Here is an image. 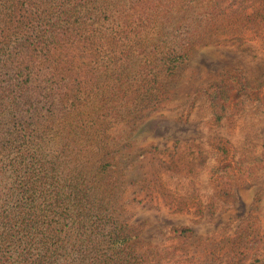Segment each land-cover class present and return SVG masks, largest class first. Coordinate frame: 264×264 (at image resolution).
I'll return each instance as SVG.
<instances>
[{
	"label": "rangeland",
	"instance_id": "374dc122",
	"mask_svg": "<svg viewBox=\"0 0 264 264\" xmlns=\"http://www.w3.org/2000/svg\"><path fill=\"white\" fill-rule=\"evenodd\" d=\"M190 1L150 0L142 21L107 23L93 48V91L74 118L79 127H55L34 143L15 138L0 154V184L43 183L39 203L53 214L69 213L74 200L81 232L122 227L133 242L124 264L264 263V0H213L217 18L206 7L212 0L196 9ZM178 2L186 13L176 11ZM178 18L190 24L180 38L172 34ZM136 28L152 51L172 57L182 43L195 47L172 75L161 65L142 71L141 56L119 79L111 61L127 50L123 41L112 44ZM143 72L161 74L160 99L138 114H110L121 103L145 104L138 98ZM115 84L137 92L106 94ZM60 221L66 237L69 221Z\"/></svg>",
	"mask_w": 264,
	"mask_h": 264
},
{
	"label": "trees",
	"instance_id": "16d2710c",
	"mask_svg": "<svg viewBox=\"0 0 264 264\" xmlns=\"http://www.w3.org/2000/svg\"><path fill=\"white\" fill-rule=\"evenodd\" d=\"M149 2L0 0V154L12 149L15 138L19 136L34 143L45 138L44 135L55 127H59L61 133L79 127L74 125V118L86 106L84 100H88L86 97L93 91H88L96 65L93 48L106 35V24L123 19L137 21L139 18L142 21L144 13L150 9ZM192 2H196L195 9L201 3L199 0ZM212 2L206 7L212 8L211 15L217 18ZM175 9L183 14L188 11L179 2ZM179 18L172 30L177 38L190 27L189 23L184 26L186 19ZM162 30L153 28L152 32L159 31L163 35ZM122 33L117 42L109 37L115 49L119 48L118 41H123V49L127 50L124 56H115L111 61L116 72L113 75H119V79L128 77L126 71H130L132 65H137L141 56L138 67L142 71L161 65L162 72L168 69L172 75L195 47L194 41L191 45L189 42L183 44L180 40L182 45L171 57L167 52L149 50V43L142 38V31H138V28L132 33L130 30ZM84 68L88 71H84ZM145 75V72L140 75L143 87L142 92L138 93L141 103L145 104L131 106V102L121 103L117 108L108 107L110 114L118 118L135 111L138 114L143 109H150L151 102L160 99L165 86L164 80L158 77L161 74H154L152 79ZM88 76L92 78L86 80ZM123 87V84L106 86V94L123 92L124 96L131 97L137 92ZM107 106L105 103L99 108ZM3 166L4 163L0 161V175ZM2 179L0 176V182ZM42 184L27 179L0 184V264L126 263L125 256L133 242L125 236L122 227L115 226L108 230V234L81 232L70 211L76 206L74 200L69 202V213L66 214H53L45 211V208L41 209L46 204L45 200L39 203L42 197L37 195V189ZM16 192L21 195L20 199L16 198ZM85 201L92 202L89 198ZM82 208L87 206L83 205ZM59 220L60 223L62 220L69 221L66 237L56 226Z\"/></svg>",
	"mask_w": 264,
	"mask_h": 264
}]
</instances>
